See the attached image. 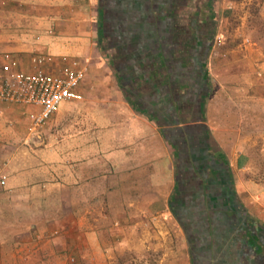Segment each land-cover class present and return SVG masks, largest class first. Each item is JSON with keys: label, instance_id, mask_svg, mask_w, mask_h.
<instances>
[{"label": "crops", "instance_id": "obj_1", "mask_svg": "<svg viewBox=\"0 0 264 264\" xmlns=\"http://www.w3.org/2000/svg\"><path fill=\"white\" fill-rule=\"evenodd\" d=\"M14 1L1 53L24 71L57 75L78 62L87 73L83 99L35 134L38 110L25 106L7 116L15 131L0 128V264H118L132 249L156 252L159 264H264V237L253 238L264 230V192L241 173L255 151L253 111L264 106L262 46L244 43L249 9L262 5L109 0L142 13L104 14L99 47L100 0ZM169 215L184 233L172 234ZM224 216L234 222L226 233ZM187 228L208 243L196 254L179 241L176 258L172 237Z\"/></svg>", "mask_w": 264, "mask_h": 264}, {"label": "built area", "instance_id": "obj_2", "mask_svg": "<svg viewBox=\"0 0 264 264\" xmlns=\"http://www.w3.org/2000/svg\"><path fill=\"white\" fill-rule=\"evenodd\" d=\"M223 36L217 35L213 40L214 47H221ZM245 44L251 43L249 39ZM34 62L39 66L44 62L38 57ZM87 68L78 62H72L60 74L52 75L40 70L24 71L19 68V61L14 56H6L0 66V101L37 109L30 126V133L35 134L53 115L62 101H78L83 97L78 87L83 82ZM262 73L257 72L260 77ZM5 181L0 177V185ZM73 263L75 259H68Z\"/></svg>", "mask_w": 264, "mask_h": 264}, {"label": "rangeland", "instance_id": "obj_3", "mask_svg": "<svg viewBox=\"0 0 264 264\" xmlns=\"http://www.w3.org/2000/svg\"><path fill=\"white\" fill-rule=\"evenodd\" d=\"M84 1V0H82ZM14 2L16 3L17 1L14 0H0V44H5L6 43V27L8 25H11V23L9 22H5V20L8 19H12L15 18L16 15L18 14V12L14 9L15 5ZM252 2H256V3H260V5H262L261 7H263L262 9L260 7L257 6H253V8L249 9V14L251 16V18L253 19L250 24L252 25V28L250 31H252V33H250V42L253 43L256 42L258 44H260L262 46V50H263V54H264V0H252ZM96 6V5H95ZM34 11V10H32ZM243 39V38H242ZM241 39V40H242ZM226 39H224L225 41ZM239 39V41H241ZM239 44V43H238ZM6 56H12L10 53L7 52H0V62L4 61ZM259 70L257 69L255 72V75L257 76V72ZM66 104H71V102L68 101H62L59 106L58 109H62ZM14 107H17V105H13V104H6L0 101V128L3 129L4 132H9V131H15L16 128V121L13 120L14 117L10 116L9 118H7V116L11 115V112L14 113L15 111H17V109H14ZM253 116H255V118L252 120L253 126H254V140H255V151L253 154V158L249 164V166L247 168H245L243 171H241L242 176H243V180L247 183V182H253L255 185H257L259 187V189L264 192V141L262 140V138L264 137L261 132H263L261 129H264V106L263 107H258L255 108L253 111ZM230 120L227 119L226 122H229ZM263 123V127H261V124ZM5 136H0V138L4 139ZM30 143V142H29ZM34 147V145H33ZM35 148H33L34 150ZM159 163H161V161H159ZM176 168V167H175ZM177 170H180V168H176ZM188 175V174H187ZM181 177H185L187 178V176L183 175L178 177V181L180 183L181 181ZM189 177V176H188ZM194 179V177H189ZM194 184V183H193ZM192 184V185H193ZM264 203V202H263ZM179 217V216H178ZM176 215H169L166 219L163 218V220L165 221L164 224H166L167 228H170V226H172V234H175V232H178L179 229L183 230V226L180 225L181 220H179ZM181 218V217H180ZM153 222L151 220H148L145 224L146 227H153ZM185 223V222H184ZM226 231V230H225ZM229 232V231H227ZM184 233V232H183ZM184 238L182 236L180 237H172L173 242H172V248L169 249L168 252H171L170 255H181L180 254V249H179V241L181 243V241H186V238H188V234H183ZM255 235V234H254ZM253 235V236H254ZM55 235L51 234L49 236V234L47 233V235H45L44 241H47L49 239H52ZM58 237V236H57ZM182 237V238H181ZM146 241L144 242V244L147 246L148 244H150L149 239H147L145 237ZM37 240V239H36ZM60 240V238L58 239ZM213 240V239H212ZM41 243V241H40ZM164 248V247H163ZM188 251H190V246L187 247ZM195 252V250H194ZM65 252L61 253V261H64V259L66 257H68L69 255H67ZM142 255H134L133 249L131 251L127 250V253H125V255H123L121 258L123 259V261L119 262L118 264H159L158 260L159 258H156V252H154V255L152 256L153 252H148L146 250H142ZM65 255V256H64ZM64 256V258H63ZM70 258V257H69ZM52 261H56L54 259L50 260L49 264H59L58 261L56 262H52ZM66 264H76L74 263H70L67 259Z\"/></svg>", "mask_w": 264, "mask_h": 264}, {"label": "trees", "instance_id": "obj_4", "mask_svg": "<svg viewBox=\"0 0 264 264\" xmlns=\"http://www.w3.org/2000/svg\"><path fill=\"white\" fill-rule=\"evenodd\" d=\"M118 8H121V14H118ZM130 13H131V18H133L136 15L137 16L141 15L142 10L139 9L136 11L135 9H130V12H129V8H124L123 6L119 7L118 5H115V3H113V1H109V0H100L99 1L98 7H97V14L101 20V22L99 23L98 35H97L99 47H101V43H102L101 40H102V37L104 34V28L106 29V27H107L106 23L103 21L104 14L108 18L113 17L114 19H118L119 15L121 16V18H123V17H127ZM103 22H104V24H103ZM116 25H117V23H116ZM113 29L115 31L118 30L117 26L113 27ZM106 32H107V30H106ZM223 229L226 230V231H224L225 233L227 231H229V227H227V226H224ZM257 230H259V229H257ZM186 232L188 233V240L191 242V246H190L191 249L190 250H191V252H194V250H195L194 253L197 254L199 251V248L203 247V245L207 244L208 242H206V239L198 240L199 239L198 236H203L204 235L203 233L200 234V232H199L196 234L193 231L189 230V228H187ZM215 234H217V233L215 232ZM263 237H264V230H262V229L255 232V235L253 236L254 239H258V238L263 239ZM195 240H196V242H195ZM209 243H213V240H211ZM193 264H197V263L194 262Z\"/></svg>", "mask_w": 264, "mask_h": 264}, {"label": "flooded vegetation", "instance_id": "obj_5", "mask_svg": "<svg viewBox=\"0 0 264 264\" xmlns=\"http://www.w3.org/2000/svg\"><path fill=\"white\" fill-rule=\"evenodd\" d=\"M221 220H218L222 225H224V226H227V227H231V228H233V225H232V223L231 222H233V220H231V218L229 219V217L227 218L226 216H224V218L222 219L221 217H219ZM234 218V217H233ZM234 220H235V218H234ZM218 221H217V224H219L218 223ZM234 223V222H233Z\"/></svg>", "mask_w": 264, "mask_h": 264}]
</instances>
